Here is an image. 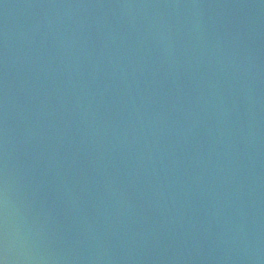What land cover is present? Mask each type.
<instances>
[{
	"label": "water",
	"instance_id": "water-1",
	"mask_svg": "<svg viewBox=\"0 0 264 264\" xmlns=\"http://www.w3.org/2000/svg\"><path fill=\"white\" fill-rule=\"evenodd\" d=\"M2 264H264V0H0Z\"/></svg>",
	"mask_w": 264,
	"mask_h": 264
},
{
	"label": "clouds",
	"instance_id": "clouds-1",
	"mask_svg": "<svg viewBox=\"0 0 264 264\" xmlns=\"http://www.w3.org/2000/svg\"><path fill=\"white\" fill-rule=\"evenodd\" d=\"M0 264H2V262H0Z\"/></svg>",
	"mask_w": 264,
	"mask_h": 264
}]
</instances>
